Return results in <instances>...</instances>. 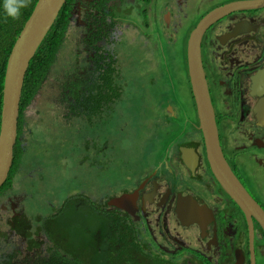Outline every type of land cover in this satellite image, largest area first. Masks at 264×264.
I'll use <instances>...</instances> for the list:
<instances>
[{"label":"flooded vegetation","instance_id":"af4514ba","mask_svg":"<svg viewBox=\"0 0 264 264\" xmlns=\"http://www.w3.org/2000/svg\"><path fill=\"white\" fill-rule=\"evenodd\" d=\"M236 1L240 0H171L168 7L171 12L166 7L161 10L176 25L174 35L169 34L166 39V26L161 27L157 16L149 12L156 0H149L148 12L141 14L134 0H67L63 37L72 52L66 55L64 64L68 66L62 69L75 68L78 74H83L89 68L95 91L106 86L111 68L116 70L119 66L127 77L147 76L150 86L158 81H173L172 76L184 81L187 76L190 89L186 43L191 32L213 9L228 7ZM136 17L143 29L140 45L144 53H140L138 61L129 62L127 73L122 60L124 47L119 40L126 29H136ZM92 35L102 36L94 47L81 46L79 38H94ZM199 47L222 155L264 213V195L257 191L264 189V180L251 176L247 169L252 168L264 177V117H260V107L264 106V6L223 12L201 28ZM161 90L167 92L166 88ZM172 100L165 99L160 104L165 123L157 117L152 119L164 131L157 139L161 142L164 137L170 139L163 145L159 166L155 164L134 177L129 175V184L118 193L104 191L99 200L88 193L85 202L80 200L83 185L79 193L78 189L70 191L56 204L43 191V184H65L77 176L83 179L74 184H90L92 191L97 185V172L103 169L92 148L82 146L75 152L69 150L72 157L69 162L64 158L63 148H48L52 138L42 143L46 147L43 149L32 140L25 145L24 136L17 138L16 134L20 161L15 162L6 182L10 186L0 190V231L7 236L0 238V244L16 243V249L24 257L39 258L43 254L47 259L56 253L62 258V248H68L67 238L53 239L52 243L40 231L45 230L43 224L48 215L67 211L72 205L77 214L78 245L81 247L86 240L91 248L112 245L113 253L109 257L120 264H264V229L256 217L239 209L214 178L206 160L196 110L191 112L187 124L178 130L169 128L173 117L177 118L178 106L174 107ZM109 107L113 108L111 104ZM106 110L101 111L102 116ZM142 124L149 126L146 122ZM147 128L154 132L153 127ZM141 132L140 136L147 135ZM146 141V137L139 141V154ZM187 149H193L194 159L190 160L192 153ZM59 158L61 163L57 162ZM145 158L151 156L148 154ZM186 158L194 164L192 169L185 165ZM123 159L127 163V158ZM45 167H49L46 180L43 179ZM65 169L75 173L67 180L57 181ZM34 197L38 199L37 208L26 212L25 201H33ZM70 197H74L75 203ZM118 197L121 200L117 206L109 203ZM98 216L103 221L96 220ZM81 227L88 231V238L85 239ZM102 230H105L104 240ZM120 241H125L127 246L122 245L119 250ZM76 251L75 256L79 258L80 250Z\"/></svg>","mask_w":264,"mask_h":264},{"label":"trees","instance_id":"16d2710c","mask_svg":"<svg viewBox=\"0 0 264 264\" xmlns=\"http://www.w3.org/2000/svg\"><path fill=\"white\" fill-rule=\"evenodd\" d=\"M36 1L37 0H25V4L19 9L18 15L15 18H12L5 14L4 6L5 3H15V0H0V109L1 90L3 86L6 61L15 39L23 27V24L29 17ZM66 8L67 5L65 3L61 7L46 36L37 47L35 54L30 60L26 69L19 101L17 138L23 137L22 123H26L25 114L23 112L25 111L26 107H28L33 101L38 90L45 89L48 86V77L50 75L59 73L61 75V78L58 81L60 82L59 94L61 97L59 103L66 104L61 117L62 120L59 121V124H63L64 126H70L74 122H85V124L81 128H78V132L75 134L72 133L73 128L68 130L66 133H64L65 138L63 140H59L58 137H52L51 144L48 148L55 149L56 147L64 144L66 148L69 147L70 151L75 152L82 146L85 148L90 147L95 151L96 161L101 160L105 162V159H102V157L105 155V151H103V149L106 150L109 148V145H106L109 142V139L107 137H103L102 139L104 146L100 147L98 146L99 134L92 133L89 130L95 127H112L109 120H113V118L121 115L114 107V104L118 103L121 100L120 98H124L126 92L124 91L122 94V87L119 86L120 82L115 79V76H119L121 78L126 77V74L122 72L120 66L116 70L111 68L107 82L105 83L106 86L100 91H95L94 89L96 84L90 79L88 73V71H90L89 68L83 74H78L75 68L63 70L62 68L67 67V64H62L61 68L58 69L56 66V59L64 55L66 56L68 53L72 52V50L69 49L64 43L63 37V32L66 25ZM103 35L105 34L103 33ZM101 36H93L94 38L81 37L79 40L81 46H85V48L88 49V46L94 47L95 42H97V39H100ZM85 48H83V50ZM183 85V89L181 91H185L186 88H189L187 76L184 78ZM188 90L189 94L186 95V106L194 112V102L190 93V89ZM174 101L175 100H172V103ZM110 104L113 106V108L109 107ZM105 109L107 110L103 113L104 116H102L101 111ZM95 114L98 117L94 119ZM84 117L88 118V121H82ZM133 137L134 135L132 134V131H130L127 139L130 140ZM117 139L119 140V138ZM18 144L19 141H17L13 147V165L9 171L8 177L5 180L6 182L9 180V176L12 169L14 168L15 162L20 161L19 154H17L19 148ZM24 148L28 147L24 146ZM122 155L114 159L112 164L116 163L118 159L122 157ZM29 156H31V154ZM51 167H53V165H51ZM48 168L49 167L43 168L45 169V176L43 177L44 180L49 178ZM6 182L0 187V190L10 186V184H6ZM70 198L71 201L75 203L74 197ZM66 210L67 211H60L48 215L45 223L43 224L45 226V230L40 231L44 234L45 238L49 239L52 243L53 239L56 240L60 237L67 238L68 248L61 247L64 249V256L62 258H58V254L56 253L50 254L47 259L44 258L43 254L39 258L36 256L24 257L23 255H20L18 249H16V243H14L12 246H9L8 242H5V246L0 244V264H120L117 259L112 258V256L111 259L109 257V255L113 253L114 246L112 245L102 244L101 247L93 246L91 248L89 247L86 240V242L80 247L76 242L77 227L75 226V222L77 214H75L72 205H69ZM96 220L103 221V218L98 216ZM103 226L104 225H102L101 228H103ZM101 233V238L103 240L106 239L104 236L105 230H102ZM83 235L86 236L85 239L88 238V231L83 229ZM0 238H7L4 231H0ZM120 242L121 245L118 246L119 250L122 245L127 246L125 241ZM76 245H78V247H75ZM54 246L58 247L57 245ZM77 249L80 250L79 258L75 256V253L77 254ZM125 256H128L127 252Z\"/></svg>","mask_w":264,"mask_h":264},{"label":"rangeland","instance_id":"374dc122","mask_svg":"<svg viewBox=\"0 0 264 264\" xmlns=\"http://www.w3.org/2000/svg\"><path fill=\"white\" fill-rule=\"evenodd\" d=\"M135 4L139 7V3ZM137 19L138 18L136 17V22L138 24ZM137 24L135 26L136 29H126L125 35L119 40L123 44L121 47H124L122 49V60L127 73L129 62L138 61L140 53H144L140 45L143 37V29ZM154 36L155 39H158L156 32L154 33ZM65 59V55L56 59V66L58 69H60L61 65L65 63ZM155 73V71H152V74ZM60 78L61 75L59 73L50 75L48 77V86L45 89H40L36 92L33 101L26 109L25 119L27 123L22 126L25 145L32 140L44 149L46 147L42 145L43 142L52 137H58L59 140H63L65 138L64 133L68 130L73 128L72 133L75 134L78 132V128H81L85 124V122H74L70 126L59 124V121L62 120L61 117L63 115V110L66 106V104L59 103L61 97L59 94L60 82L58 81ZM172 78L173 81H158L154 86H150L147 76H144L142 79L138 75L132 74L123 78L115 76V79L120 82V85L118 83L116 84L122 87V94L124 91L126 92L125 97L120 98L121 100L119 99L120 101L114 104V107L121 115L115 118L112 117L113 120H109L112 127H95L89 130L92 133L99 134L98 146L100 147L104 146L103 137L109 139V142L106 144L109 145V148L105 150V155L102 157V159H105V162L101 160L99 161L103 170H98L97 172V185L91 191L90 184H74L81 183L83 178L79 176L68 180L65 184H43L45 195L55 199L52 200V204L61 202L70 191L74 192L78 189L77 193H79L80 186L82 185V198L80 200L85 202L86 193L90 194L95 200H99L100 196L104 195V191L109 189L114 193H118L117 191H119L124 185L129 184L130 181L127 180L129 175L134 177L136 173L149 170L155 164L159 166L158 161L164 151L163 145L170 140L167 137H164L163 142L158 140L157 137L159 135H164V131L159 130V126L153 123L155 117L159 118L161 122H166L165 113L162 112V108L160 107L161 101L172 98L175 100L173 106H178V108L180 107L181 109L179 117L177 119L173 117L174 120L169 123V128H172L173 130L176 128L178 130L184 126L185 122H187V119L190 118L189 116L191 115L190 108L186 106V95L189 94V88H186L185 91H181L184 87L182 79L179 80L175 76H172ZM164 88L167 89V92L161 90ZM166 112L169 113L168 111ZM143 119H145V121L141 122ZM85 120L88 121L85 118L82 119V121ZM144 122L149 123V126H143L142 123ZM147 127H153L154 132L148 130ZM156 127H158L157 130H155ZM130 131H132L134 137L128 140L127 136ZM140 132L143 135L147 134L144 135V137L147 138V141L141 149L140 154H138L137 160L136 141L141 137ZM152 134H154V137H151ZM117 138H119V140ZM60 148L65 150L66 155L64 158L70 162L72 157L67 153L70 150L69 147L66 148L63 144ZM148 154L151 158L147 159L145 157ZM121 155L122 157L118 159L116 163L112 164V161ZM142 157L144 158L142 159ZM123 158H127V163L124 162ZM57 162L61 163L62 159L59 158ZM38 163L41 165V160ZM247 169L250 171L251 176H255L256 179L263 178L264 180V177H262L260 173H254L252 168ZM73 173H75L73 170L65 169L64 173L57 181L67 180ZM242 181L244 182L243 179ZM262 185L264 186V184ZM257 191L260 195H264V189H257ZM31 202H33L34 205ZM37 202V197H34L33 201H25L24 207L26 212H30L33 208H37ZM41 212L45 214L47 210ZM80 229L82 230L83 228L81 227Z\"/></svg>","mask_w":264,"mask_h":264},{"label":"water","instance_id":"95a60500","mask_svg":"<svg viewBox=\"0 0 264 264\" xmlns=\"http://www.w3.org/2000/svg\"><path fill=\"white\" fill-rule=\"evenodd\" d=\"M65 0H37L35 6L20 30L6 61L3 86L1 90L0 109V186L7 177L12 164L13 147L17 134V122L19 115V101L26 69L35 54L37 47L46 36L57 17ZM264 6V0H240L217 9L197 24L191 32L186 43V66L191 94L195 104L196 115L201 132L206 160L209 168L220 184L239 209L256 217L264 229V213L260 206L248 195L234 173L225 161L217 137L215 120L206 81L200 59L199 37L201 28L216 17H219L228 9L255 8ZM168 110L173 115L172 108ZM260 117H264V106L260 107ZM190 160L196 155L193 149ZM185 165L192 169L193 165L184 160ZM121 198L111 200L117 206Z\"/></svg>","mask_w":264,"mask_h":264},{"label":"clouds","instance_id":"9594fccd","mask_svg":"<svg viewBox=\"0 0 264 264\" xmlns=\"http://www.w3.org/2000/svg\"><path fill=\"white\" fill-rule=\"evenodd\" d=\"M37 2V1H36ZM67 2V0H65L64 1V3H63V5L65 4ZM135 3H139V7H138V5H136ZM142 3H143V6H142ZM148 3H149V0H134V4H135V6H136V8L138 9V11L140 12V14L141 13H147L148 12ZM24 4H25V0H15V3H12V4H10V3H5V6H4V11H5V14L6 15H8V16H10V17H12V18H15L17 15H18V13H19V9L21 8V7H23L24 6ZM62 5V6H63ZM35 6V5H34ZM61 6V7H62ZM163 7H166L167 9H168V11L169 12H171V9L170 8H168V7H171V0L168 2V0H156V3H155V5H153L152 7H151V9H150V11L149 12H153L156 16H157V18H158V20H159V23H160V25H161V27H163L164 28V26H166V28H164V36H165V38L166 39H168V37H169V34H171V36H173L174 35V30H175V27H176V25H175V23H173L172 22V24L169 22V14L168 13H164V14H162L161 13V10H163L162 8ZM34 8V7H33ZM223 8H225V7H223V5L222 6H220V7H217L216 8V10L217 9H223ZM61 9V8H60ZM33 10V9H32ZM60 11V10H59ZM212 11H215L214 9L212 10ZM211 11V12H212ZM32 12V11H31ZM210 13V12H209ZM209 13L206 15V16H208L209 15ZM31 14V13H30ZM205 16V17H206ZM28 19V18H27ZM204 19V18H203ZM173 21L175 22V18L173 17ZM24 25V24H23ZM22 29V28H21ZM17 38V37H16ZM16 40V39H15ZM42 42V41H41ZM126 77H127V75H126ZM121 78H123V77H121ZM192 96V95H191ZM192 99H193V97H192ZM193 102H194V100H193ZM194 109H195V104H194ZM190 112H192L193 113V111L190 109ZM179 113H180V108H177V110H176V116H177V118L179 117ZM176 118V119H177ZM185 124H187V122H185ZM184 124V125H185ZM144 136H141L140 137V139L138 140V141H136V158H137V160H138V149H139V141L143 138ZM68 153H69V151H68ZM70 154V153H69ZM162 157V156H161ZM161 157H160V159H161ZM12 159H13V157H12ZM159 159V160H160ZM100 170H103V169H100ZM9 171H10V168H9ZM9 171H8V174H7V177H8V175H9ZM6 177V178H7ZM6 178H5V180H6ZM4 180V182L2 183V185L6 182ZM1 185V186H2ZM0 186V187H1Z\"/></svg>","mask_w":264,"mask_h":264}]
</instances>
